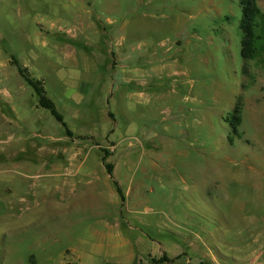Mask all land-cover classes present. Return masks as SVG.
Returning a JSON list of instances; mask_svg holds the SVG:
<instances>
[{
    "label": "rangeland",
    "instance_id": "374dc122",
    "mask_svg": "<svg viewBox=\"0 0 264 264\" xmlns=\"http://www.w3.org/2000/svg\"><path fill=\"white\" fill-rule=\"evenodd\" d=\"M240 1L0 0V264H80L115 219L124 264H264V33L243 60Z\"/></svg>",
    "mask_w": 264,
    "mask_h": 264
},
{
    "label": "trees",
    "instance_id": "16d2710c",
    "mask_svg": "<svg viewBox=\"0 0 264 264\" xmlns=\"http://www.w3.org/2000/svg\"><path fill=\"white\" fill-rule=\"evenodd\" d=\"M240 5H241V11H242V19L240 20L239 28L241 29L243 33V38L241 41V44H242L241 56L243 60H252L256 55V51H255L256 41L261 38L260 35L255 34V30H254L255 25L253 21L258 15L261 17L263 33H264V14L260 12L259 8L256 5L253 4L252 0H241ZM260 48L262 52L264 53V44L261 45ZM13 64L16 67V71L18 75L21 77V79L33 89L37 97L36 106L47 110L50 113V115L54 118V120L57 123H59L60 126L63 128L65 135L68 137H71L72 133L67 128L62 115L57 111L53 102L45 95L42 82L40 80H35L31 78L27 70L19 66L14 58H13ZM108 116L110 118H113V115L110 112H108ZM232 118L233 120L237 119L234 116H232ZM230 124L236 125L237 123L232 122ZM102 151H103V155L101 157V161L103 163L104 169L106 171V174L111 179L119 199L122 201L123 200L122 191L117 181L113 178V175H112V168H113L112 164L105 162L108 156V152L106 150H102ZM180 258H181V255H177L173 258H169L167 257L165 253H162V255L158 258L150 257L147 263H143L139 261L138 264H165V263L171 264ZM67 264H70V263H67ZM187 264H191V263L188 262Z\"/></svg>",
    "mask_w": 264,
    "mask_h": 264
},
{
    "label": "crops",
    "instance_id": "0c3cea01",
    "mask_svg": "<svg viewBox=\"0 0 264 264\" xmlns=\"http://www.w3.org/2000/svg\"><path fill=\"white\" fill-rule=\"evenodd\" d=\"M2 81H3V79L1 80V82ZM2 97L3 98H5V97L10 98L11 97L10 92L8 91V89H5L4 86L2 88ZM107 177L109 178L108 175H107ZM109 180L111 181L110 178H109ZM111 183H112V181H111ZM112 185H113V183H112ZM114 190H115V188H114ZM116 215H117V213H116ZM105 223L108 224L109 223L108 220L105 221ZM110 224L111 223H109L107 225L105 231H103L101 233L98 232V238H99L98 241H96L95 243H91V244L88 241L86 244L87 245L86 248L84 247L85 249H82L81 251H78L76 253V255L80 256V258H81L80 264H107L108 257H114L116 264H124L130 258L131 255L128 252L124 251V247L127 245V242L119 240L118 236L114 235L115 228H117V219H115V226L113 228H111L109 226ZM110 247L112 248V250H109ZM163 253H165V252H163ZM160 256H157L156 258H158ZM167 257L173 258V256L171 257L168 255H167ZM96 258H98V259L100 258L101 260H98ZM217 258L227 259V255L226 254H224L223 256L219 255V257L217 256ZM178 260H180V259H178ZM139 261H141V260H138L136 262V264H138ZM177 261H175L171 264H177ZM209 261L212 262V264H217V262L213 261V257L210 258ZM185 262L186 263H184V264L188 263L187 260ZM165 264H168V263H165Z\"/></svg>",
    "mask_w": 264,
    "mask_h": 264
}]
</instances>
